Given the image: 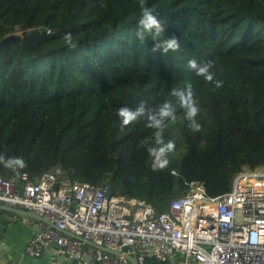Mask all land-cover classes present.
Segmentation results:
<instances>
[{"label":"trees","instance_id":"obj_1","mask_svg":"<svg viewBox=\"0 0 264 264\" xmlns=\"http://www.w3.org/2000/svg\"><path fill=\"white\" fill-rule=\"evenodd\" d=\"M256 168L264 0H0V176L106 181L163 212Z\"/></svg>","mask_w":264,"mask_h":264},{"label":"built area","instance_id":"obj_2","mask_svg":"<svg viewBox=\"0 0 264 264\" xmlns=\"http://www.w3.org/2000/svg\"><path fill=\"white\" fill-rule=\"evenodd\" d=\"M0 204L42 217L23 254L38 259L54 248L75 264H129L122 256L89 246L61 231L122 254L137 264H264V169L242 170L228 192L209 197L197 182L166 211L123 195L108 182H57L46 172L35 179L0 176ZM8 264H17L12 261ZM52 264H62L53 261Z\"/></svg>","mask_w":264,"mask_h":264},{"label":"crops","instance_id":"obj_3","mask_svg":"<svg viewBox=\"0 0 264 264\" xmlns=\"http://www.w3.org/2000/svg\"><path fill=\"white\" fill-rule=\"evenodd\" d=\"M0 219L7 220L8 226L5 232V240H1L2 251L0 252V264H8L9 262H16L17 264H52L55 261H61L62 264H75L74 260L66 258H59L54 248L48 249L43 252L42 256L38 259H31L23 254L24 247L28 239L33 235L38 224L35 220H30L29 226L27 225L28 219H23L20 216L9 214L0 210ZM16 224L26 225V230L19 231L16 229Z\"/></svg>","mask_w":264,"mask_h":264},{"label":"water","instance_id":"obj_4","mask_svg":"<svg viewBox=\"0 0 264 264\" xmlns=\"http://www.w3.org/2000/svg\"><path fill=\"white\" fill-rule=\"evenodd\" d=\"M9 39L13 40V41H17L18 40V37L14 36V35H11L8 37ZM0 210L1 211H4L6 213H9V214H14V215H17V216H20L22 217L23 219H30V220H35L37 222H41L51 228H55L54 225L50 224L48 221H46L45 219H43L42 217H39L35 214H32L28 211H25V210H22V209H15V208H10V207H7V206H4V205H1L0 204ZM8 226V221L7 220H2L0 219V237L2 235H5V232H6V228ZM61 233H63L64 235H67L69 237H72L78 241H81L89 246H92L94 247L95 249H98L100 251H103V252H106V253H109V254H112V255H117V256H122L125 260L128 261L129 264H137L136 263V260H135V257L132 253L130 254H122L120 252H116V251H112V250H109V249H106L104 247H99V246H96L94 244H92L91 242H88V241H85L83 240L82 238L80 237H77L73 234H70L69 232H66V231H61ZM2 245H1V242H0V252L2 251Z\"/></svg>","mask_w":264,"mask_h":264},{"label":"rangeland","instance_id":"obj_5","mask_svg":"<svg viewBox=\"0 0 264 264\" xmlns=\"http://www.w3.org/2000/svg\"><path fill=\"white\" fill-rule=\"evenodd\" d=\"M13 35L16 36V37H18L20 35V32L17 31ZM30 222H31L30 219H28L27 222H26L28 226H29ZM26 228H27L26 225L22 226V225L16 224V229L18 230V232L19 231L26 230ZM1 240H5V235H2L1 236Z\"/></svg>","mask_w":264,"mask_h":264}]
</instances>
